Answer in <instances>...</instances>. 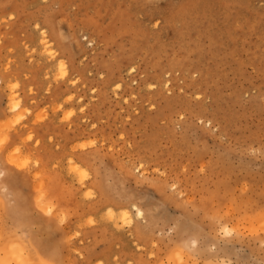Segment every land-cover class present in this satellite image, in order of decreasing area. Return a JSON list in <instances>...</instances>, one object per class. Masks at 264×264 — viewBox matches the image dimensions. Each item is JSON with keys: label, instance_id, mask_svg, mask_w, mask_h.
I'll return each mask as SVG.
<instances>
[{"label": "rangeland", "instance_id": "rangeland-1", "mask_svg": "<svg viewBox=\"0 0 264 264\" xmlns=\"http://www.w3.org/2000/svg\"><path fill=\"white\" fill-rule=\"evenodd\" d=\"M13 137L42 165L31 189L13 177L25 194L47 193L50 162L72 178L73 195L61 183L43 202L64 264H257L264 0H0V140ZM12 244L0 264L28 256L29 230Z\"/></svg>", "mask_w": 264, "mask_h": 264}, {"label": "snow or ice", "instance_id": "snow-or-ice-1", "mask_svg": "<svg viewBox=\"0 0 264 264\" xmlns=\"http://www.w3.org/2000/svg\"><path fill=\"white\" fill-rule=\"evenodd\" d=\"M9 18L13 19V17ZM61 67L63 68V65ZM199 98L198 96L196 97V99ZM120 139L123 140V137ZM27 141L39 147V141L34 140L31 135H27ZM31 144L28 147H31ZM17 145L18 140L16 137H13L7 143V146H5L4 140H0V158L6 156V166L0 169V250L6 249L9 244H12L13 237L20 230V227L24 226L29 230L31 247L28 249V256H25L24 252H21L19 258L14 261V264H35V261L31 258L33 256L37 258L39 264H64V261L61 259V254L66 241L63 240L59 229L55 226L56 222L53 219L55 209L51 205L45 208L43 202L46 198L54 199V202L60 200L58 192L61 183L66 186V195H73L72 187L69 185V181L72 178L64 169L50 162L46 173L47 193L45 185L41 184L36 190L37 195L35 199H33L31 191L25 194L19 186L13 183V177L17 175L25 177L30 181L29 186L31 189L32 183L30 178L32 172L40 173L42 165L37 162L35 168H32L31 159L23 158L18 160L17 157L21 156L22 148ZM52 148L54 152L59 151L55 143H53ZM67 164L71 165L72 161L67 160ZM143 167L144 165L141 164L140 168L142 169ZM54 169L56 170L54 171ZM71 171L76 172L79 169H71ZM81 175L86 176L87 173H81ZM35 179L36 181H40L41 176L36 175ZM83 195L92 200L100 199L102 195L111 198V193L94 189L83 192ZM60 207H63L62 201H60ZM108 207V216L111 217L113 215L111 206L109 205ZM253 210L255 212V221L259 222L261 229H264V199L258 205L254 206ZM206 219L211 220V217L207 216ZM59 223L63 224L64 219L61 218ZM88 223L92 224L93 220L89 219ZM221 231L225 235H231L223 227V224H221ZM253 234H255V229L253 230ZM156 247V244H152L153 249ZM191 247L192 249H196L195 240L191 242ZM12 248L15 249L16 245L12 244ZM261 251L262 254L257 264H264V247H262ZM148 264H152V260H149ZM249 264H252V262H249Z\"/></svg>", "mask_w": 264, "mask_h": 264}, {"label": "bare ground", "instance_id": "bare-ground-1", "mask_svg": "<svg viewBox=\"0 0 264 264\" xmlns=\"http://www.w3.org/2000/svg\"><path fill=\"white\" fill-rule=\"evenodd\" d=\"M13 107H15V106H13ZM136 208V207H135ZM136 215L137 216H139V217H141L142 216V212H141V210L140 209H138V208H136ZM126 217V216H125ZM125 217H124V219H125ZM127 218V217H126ZM142 219V218H141ZM139 231V230H138ZM140 235V234H139Z\"/></svg>", "mask_w": 264, "mask_h": 264}, {"label": "clouds", "instance_id": "clouds-1", "mask_svg": "<svg viewBox=\"0 0 264 264\" xmlns=\"http://www.w3.org/2000/svg\"><path fill=\"white\" fill-rule=\"evenodd\" d=\"M33 259V261H35V264H39V261L37 260V258L35 256L31 257Z\"/></svg>", "mask_w": 264, "mask_h": 264}]
</instances>
